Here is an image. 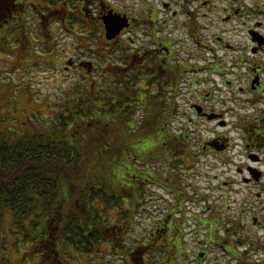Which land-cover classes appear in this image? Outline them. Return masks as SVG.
Wrapping results in <instances>:
<instances>
[{"label":"flooded vegetation","instance_id":"obj_1","mask_svg":"<svg viewBox=\"0 0 264 264\" xmlns=\"http://www.w3.org/2000/svg\"><path fill=\"white\" fill-rule=\"evenodd\" d=\"M5 44L90 79L96 139L138 151L129 205L168 211L144 241L162 249L179 221L186 264H264V0H0ZM40 243L43 264H64Z\"/></svg>","mask_w":264,"mask_h":264},{"label":"rangeland","instance_id":"obj_2","mask_svg":"<svg viewBox=\"0 0 264 264\" xmlns=\"http://www.w3.org/2000/svg\"><path fill=\"white\" fill-rule=\"evenodd\" d=\"M60 44V43H59ZM15 48L12 45L5 44L0 46V135L10 142H16L20 139L34 137L42 134L46 137H53L59 141L71 140L70 138L78 137V131L83 134L87 133L90 125L84 123L83 127L79 129L77 123L71 125L65 119L64 127H59L64 118V114H58L65 103L70 99L78 100L75 110L66 112L73 115L78 114L77 119L81 118L89 123V111L91 109V86L90 79L85 80L82 77L76 76V72L66 71L63 64H57L58 61H51L49 64L41 65L38 61L29 65L21 62ZM62 47H58L57 53L50 51V56L59 57L62 55ZM36 56H41L42 51H34ZM48 55V53H47ZM46 55V56H47ZM52 58V57H51ZM83 79V80H82ZM80 81L83 87L84 95L80 92ZM81 94V95H80ZM87 105H84L83 103ZM80 104V105H79ZM81 107V110H78ZM59 108V109H58ZM82 110L87 114L84 117ZM58 112V113H57ZM67 116V115H66ZM71 116V115H70ZM71 131H69V127ZM70 136V137H69ZM77 138V139H78ZM90 178L96 186H101L107 193H113L114 188L112 184L120 177L122 173V163L113 162L107 158L104 160L98 157H92ZM234 182V179H227ZM236 187V183L233 184ZM152 190V188H151ZM121 195V203L114 205V203L107 205L109 212L107 216L99 214L97 218L99 222L108 224L110 228L108 231L101 234L105 241L99 246L97 245L94 252L89 255H77L76 251L68 247L65 255L61 250V260L64 264H127L126 259H123L126 251H139L143 254L151 251H169V257L175 256L171 261L167 258H160L157 254L153 259L147 261H154L155 264H186L187 260L192 254L191 238L189 236L190 227L176 221L175 236L176 240H170L162 249H154L150 242L144 241L141 237L145 231L153 230V224L159 221L162 214L167 213L151 209L149 205L141 204L140 207L133 212L127 203V198ZM117 200L118 196L116 195ZM124 202V203H123ZM104 205H99L101 210H104ZM131 209V210H130ZM106 215V213H104ZM46 217L43 219L45 221ZM178 219V217H177ZM96 223V224H97ZM29 222L23 221L17 224L12 211L0 209V264H43L40 247V235L42 232V225L34 226ZM116 230L121 236H117ZM124 231V232H123ZM123 232V233H122ZM133 237V238H132ZM117 239V242H115ZM108 241V242H107ZM118 243V245H117ZM116 244V245H115ZM123 252V253H118ZM130 255V254H129ZM129 255L128 258L130 257ZM140 254H135V263L141 264ZM125 257V256H124ZM164 261H168L164 263ZM131 261V264H134ZM48 261H44V264ZM52 263V262H51ZM55 264H57L54 261Z\"/></svg>","mask_w":264,"mask_h":264},{"label":"trees","instance_id":"obj_3","mask_svg":"<svg viewBox=\"0 0 264 264\" xmlns=\"http://www.w3.org/2000/svg\"><path fill=\"white\" fill-rule=\"evenodd\" d=\"M82 78L88 80L84 76ZM83 87L86 85H82L80 81L79 91H82V95ZM71 100L77 104L79 99H64L63 107L57 112L64 114L59 127L65 126L64 120L67 118L71 125L77 123L79 129L84 123L91 127L86 129L88 131L84 134L78 131L79 138L75 137L76 140L70 138L71 140L59 141L39 134L10 142L0 135V209L12 211L17 224L23 223L24 220L34 226L43 224L40 241L46 240L49 253L63 250L66 255L69 247L75 250L77 255L83 256L94 252L97 245L100 246L105 241L101 231L110 229L108 221L98 224L97 218L100 217L99 214L107 216V205L120 204L121 195L128 197V193L121 187L129 172L135 174V163L128 160V155L138 157V151L132 143H126L124 140H120L115 146L107 145L109 137L104 131H101L99 139H96V132L91 124L92 106L86 111L90 112V122L80 125L81 122L78 121L84 119H77L78 114H74L73 118L72 114L66 112L75 110V106L77 108ZM78 110H81V107ZM82 114L84 117L88 116L83 110ZM68 128L71 131L70 126ZM92 157L104 161L109 158L113 162L122 163V173L118 175L120 178L115 176L119 182L112 184V195L101 186H96L93 178H90ZM137 193L135 191L134 196L128 197L127 203H123L129 205L134 201L138 202L135 200ZM99 205H104V210H101ZM131 209L136 211L133 207ZM115 240L117 242V239ZM37 249L42 250V247Z\"/></svg>","mask_w":264,"mask_h":264}]
</instances>
